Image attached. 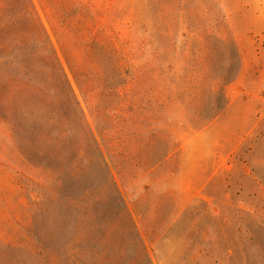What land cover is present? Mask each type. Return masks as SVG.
<instances>
[{
	"label": "rangeland",
	"instance_id": "374dc122",
	"mask_svg": "<svg viewBox=\"0 0 264 264\" xmlns=\"http://www.w3.org/2000/svg\"><path fill=\"white\" fill-rule=\"evenodd\" d=\"M31 1L106 162L44 186L75 264H264V0ZM28 196L0 175V236Z\"/></svg>",
	"mask_w": 264,
	"mask_h": 264
},
{
	"label": "trees",
	"instance_id": "16d2710c",
	"mask_svg": "<svg viewBox=\"0 0 264 264\" xmlns=\"http://www.w3.org/2000/svg\"><path fill=\"white\" fill-rule=\"evenodd\" d=\"M82 144L91 146L106 166L32 1L0 0V175L28 193L31 209L24 222L34 241L23 243L17 234L0 236V259L19 250L35 264H75L70 248L76 220L69 226L51 223L59 216L46 214L43 203L50 196L43 190L52 180L61 187L76 184L87 166ZM9 257L3 262L14 259Z\"/></svg>",
	"mask_w": 264,
	"mask_h": 264
}]
</instances>
